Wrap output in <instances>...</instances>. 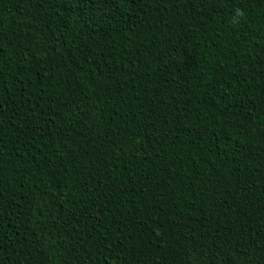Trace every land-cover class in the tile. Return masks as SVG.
<instances>
[{
    "label": "trees",
    "instance_id": "1",
    "mask_svg": "<svg viewBox=\"0 0 264 264\" xmlns=\"http://www.w3.org/2000/svg\"><path fill=\"white\" fill-rule=\"evenodd\" d=\"M0 264H264V0H0Z\"/></svg>",
    "mask_w": 264,
    "mask_h": 264
}]
</instances>
